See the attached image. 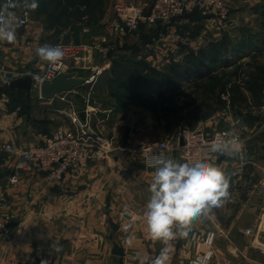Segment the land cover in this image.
Here are the masks:
<instances>
[{
  "label": "crops",
  "instance_id": "1",
  "mask_svg": "<svg viewBox=\"0 0 264 264\" xmlns=\"http://www.w3.org/2000/svg\"><path fill=\"white\" fill-rule=\"evenodd\" d=\"M234 2L237 4L236 20L264 18L259 8L262 2L264 6V0ZM106 11L101 22L106 23L109 30L107 20L112 14V5L107 6ZM178 21L156 41L158 49H153L151 44L134 48L126 44L124 47L115 46L108 57L95 54L85 58L77 66L76 76L86 79L98 67L102 69L101 74L110 73L114 54L123 51L132 59L127 66L146 59L154 67L159 57L169 53L170 59L182 60L189 54L188 50L196 52L229 38L220 31L206 32L204 35L190 31L188 22L183 25L180 19ZM212 21L208 22L213 24ZM31 25L16 31L15 44L0 43V70L24 73L39 71L44 67L46 62L35 54V49L41 45L33 37L44 30L35 31ZM182 26H188V31H184ZM85 28L89 31L84 32ZM103 33L83 25L80 39L88 43L92 36ZM251 33L247 36L244 32L236 33L235 43L258 34L256 31ZM259 41L251 50L261 49L263 40ZM44 44L53 43L46 40ZM143 52L148 55L141 54ZM100 76L93 84L82 85L51 100L41 99L33 91L30 100L35 110L30 115L22 106L10 103L6 86L0 82V147L14 142L19 147L28 148L45 142L53 129L69 121L67 116L62 114V120V115L58 117L55 112L56 108L66 107L68 102L77 105V108L74 106L67 111L69 114L79 110L80 117V112L88 108L90 114L86 113L85 120L80 119L94 132L113 137L115 145L111 153L95 154L87 168L79 172L70 171L60 181L50 182L45 171L34 170L22 173L16 187L8 182L14 159L0 151V196L7 197V207L0 211V219L8 217L5 231L0 237V264H139L137 254L150 264L163 247L159 241H152L146 236L142 213L150 196L148 187L153 170L146 166L142 151L157 141L175 138L181 127H171L156 109L149 106L140 111L143 117L136 120L138 114L134 115L133 109L136 107L133 106L141 102H123L111 90L109 80L101 84ZM100 85L103 90L98 91ZM183 88L184 83L180 88L164 86L162 90L167 95ZM140 92L143 98L150 96L147 88ZM68 97L70 101H67ZM224 99L227 100V97L224 96ZM40 105L47 107L45 113H41ZM40 113L44 116L43 127H38L37 123ZM130 113L132 115H128ZM218 114L201 119L210 134L219 125H225L220 128H227V123L222 124L224 120ZM231 116L229 119L237 117ZM246 124L251 129V137L247 142L248 154L244 163L237 158L224 157L220 160L221 156L212 161L229 179V198L221 207L195 220L186 237L178 235L171 241L168 264H189L196 254L204 251L203 234L210 230L217 234L216 255L212 264H264V250L255 247L254 237L244 232L264 219V107L253 123ZM169 156L178 159L175 153ZM235 171H240V175L234 176Z\"/></svg>",
  "mask_w": 264,
  "mask_h": 264
},
{
  "label": "built area",
  "instance_id": "2",
  "mask_svg": "<svg viewBox=\"0 0 264 264\" xmlns=\"http://www.w3.org/2000/svg\"><path fill=\"white\" fill-rule=\"evenodd\" d=\"M9 2L16 4L15 8L9 11L15 12L19 19V25L16 31L24 30L32 24L33 10L24 7V0H0V10ZM111 17L107 20L109 30L103 34L94 35L90 42L75 41H57L52 45H62L66 50V56L55 71L48 68L47 63L36 73L26 71L24 73H15L0 70V82L4 86H10V83L24 75H30L33 81V91L39 94L40 87L48 82L54 81L57 77L65 73L76 75V68L82 64L85 58L93 55L106 56L112 48L125 35L137 30L140 23H145L150 27H155L159 23L169 24L184 14L192 13L195 10L203 14L214 13L221 19H226L230 13L226 3L223 0H115L113 4ZM150 14L147 16V13ZM87 28L84 32H88ZM87 77L86 84L96 82L102 69ZM69 114L66 111L60 113L67 116L69 121L64 125L53 130L48 139L37 145L28 148H22L14 142L5 143L0 147V151L14 159V165L8 177L11 186L16 187L20 182L22 173H29L34 170L45 171L46 178L50 182L60 181L64 175L70 171L79 172L88 167L92 157L97 154H107L114 151V138L105 137L100 133L94 132L86 122L79 117V110H73ZM86 113L90 114L87 108ZM219 118L227 122L229 127L214 129L212 134L205 129V122L200 120L193 127L181 128L178 135L173 139L157 141L145 147L142 154L145 156L163 152L169 156L175 153L179 161H191L201 158L205 153L206 142L219 138L223 133L235 130L243 143V150L240 153L224 154L225 157L237 158L241 163L248 154L247 142L250 140L249 133L251 129L240 117H232L231 112L224 110L220 112ZM251 135V133H250ZM181 141L183 144H181ZM211 162L222 154H210ZM240 171H235L234 176H239ZM7 207V197L0 196V211ZM8 217L0 219V237L3 235ZM245 234L254 237L253 243L258 249L264 250V219L257 225L246 229ZM217 234L214 231H207L203 234L202 245L204 251L196 254L189 264H212L215 258V241Z\"/></svg>",
  "mask_w": 264,
  "mask_h": 264
},
{
  "label": "trees",
  "instance_id": "3",
  "mask_svg": "<svg viewBox=\"0 0 264 264\" xmlns=\"http://www.w3.org/2000/svg\"><path fill=\"white\" fill-rule=\"evenodd\" d=\"M110 1L37 0L38 8L33 10V18L43 19L45 30L51 34V39L70 30L74 41L79 43L82 42L80 31L83 25L91 24L90 15L98 14L97 19L102 20L106 14V5ZM197 11L199 10L194 12L198 13ZM188 15L191 13L181 17ZM181 17L169 23L170 26ZM143 24L140 23L139 27ZM163 27L161 23L151 27L150 31L156 30L153 34L157 35L156 41L164 34ZM70 37L71 35L66 36V41H70ZM258 38V35L249 36L239 43L233 42L234 44L229 42V38H223L197 53L188 50L189 54L183 61L172 63L165 72L152 67L143 59L137 61L134 70L123 73L120 79L113 75L108 83L117 98L123 102L126 100L127 104L145 102L150 108L156 109L171 127H193L201 119H207L227 109L250 124L256 120L258 112L264 107V50H251ZM153 41V37H150L144 45ZM246 58L249 59L245 61ZM119 60L121 68L127 66L132 59L127 55L126 59ZM145 73L146 76H143ZM192 76L206 78L204 83L198 86L195 98L183 105H167V95L162 88H180ZM145 88L149 90L150 96L143 98L144 95L140 91ZM5 90L16 104L20 103L22 97L31 99L24 90L10 86L5 87ZM130 94L133 96L130 97Z\"/></svg>",
  "mask_w": 264,
  "mask_h": 264
},
{
  "label": "clouds",
  "instance_id": "4",
  "mask_svg": "<svg viewBox=\"0 0 264 264\" xmlns=\"http://www.w3.org/2000/svg\"><path fill=\"white\" fill-rule=\"evenodd\" d=\"M16 6L9 2L0 10V43L17 42L19 19L15 12L9 11ZM24 7L35 10L37 0H24ZM35 54L55 71L64 60L66 50L62 45L44 44L35 49ZM242 150L243 143L233 129L206 142L204 155L196 160L181 162L163 152L146 155L145 164L153 171L148 187L150 196L142 215L147 238L163 245L150 264H168L171 241L178 235L186 237L195 220L221 207L229 198V179L211 162L210 154L240 153ZM137 259L139 264H147L139 254Z\"/></svg>",
  "mask_w": 264,
  "mask_h": 264
},
{
  "label": "rangeland",
  "instance_id": "5",
  "mask_svg": "<svg viewBox=\"0 0 264 264\" xmlns=\"http://www.w3.org/2000/svg\"><path fill=\"white\" fill-rule=\"evenodd\" d=\"M234 1L235 0H229L228 2L224 1L226 3L227 9L230 13V15L226 19H221L220 16H217V14L215 15L214 13L203 14L201 11H197L199 13L198 14V13L193 11L194 12L193 14L191 13V15L181 17L180 21L182 22L183 25H187L186 22H188L191 25V27L189 28L190 31H196V32H199L200 34H203V35L206 34V32H219L220 31L223 35L229 36L228 40L232 44H234L233 42H235V40H236V37H237V35H235L236 33L238 34V32H240V33L244 32V34H246V36H247L252 31H256L258 34H260V37L257 34L259 37V40H261V39L263 40V44L261 46V49L264 50V18L263 17L261 18V16H259L258 18H255V19L253 17H248L250 19L236 20L235 14H236V5L237 4ZM114 2L113 3L111 2L112 4L108 3V5H106V7L107 6L109 7L111 5L113 7ZM245 3H247V2H245ZM247 4H245V5L247 6ZM248 5H250V4H248ZM260 5H261V7H259L260 10L264 11L263 2ZM112 10H113V8H112ZM252 10H253V8L250 9V14H251ZM106 13H107V11H106ZM97 17H99L98 14L90 15V18H91L90 27H92L94 30H97V31H99V30L104 31V32L107 31V24L106 23L103 24L101 22V19L98 20ZM189 17H193L195 19L189 20L190 19ZM209 20H213L212 21L213 24H211V22H208ZM177 22H179V21L177 20L175 23H177ZM31 27L33 29H35V31L38 29H41V28L44 30V32L39 31L38 35H36V34L33 35V37H35L34 39H37L38 44H40V45H44L46 40H48L49 43H54V42L62 41V40L66 41V36H68V35H71L70 41H74V37L72 36L73 33L70 32V30L66 31L65 34H59L55 38L53 37L54 39H51V34L47 31H45V25L43 23V19H41V18L40 19L34 18V20L32 21ZM150 29H151V27L144 23L143 25L138 27L137 30L133 31L132 33H130L128 35H125L121 39V41L120 40L117 41L116 47H118L119 45L121 47H124V44H126L132 48L141 47L149 40L150 37H153L154 41L151 43V47H153V49H158V47L156 45L157 35L153 36V34L156 32V30L150 31ZM182 29L184 31H186V29H187V31H188V26L187 27L184 26ZM189 32H186V33H189ZM250 35H252V33ZM133 45H135V46H133ZM200 50H201V48L196 50V53ZM153 51H155V50H153ZM141 54L148 55V53H145V52H143ZM114 56H115V58H113L114 63L112 65V68L113 67L114 68L111 70L110 73H106L104 75L101 74V76L99 77L100 81H102L101 84H103L105 81L107 82L108 80H112L111 77L113 75H114V77L120 79V77L123 73H128V72H130V70L131 71L134 70V65L133 66H124V67L120 68L121 60H119V59H126L127 58V55L124 51L121 53L114 54ZM170 56H171V54L169 53V54L165 55V57H159L154 68L162 70L165 72V71H167L168 67L172 63H174L176 61L177 62L183 61V59L180 60L177 58L170 59ZM248 59L249 58H246L245 61H247ZM263 59H264V57H263ZM162 62L166 63V64L161 65ZM125 67H127V68H125ZM220 71L221 70H219V72ZM205 79L206 78L199 79L198 76L197 77L196 76L190 77L188 80H186L184 82V88L183 89H181L177 92H168L167 93V100L165 101V103L167 105L177 106V105H183L186 102H190L192 98H195L196 93L198 92L197 91L198 86L202 85L204 83ZM99 90H103L102 85H100V88L98 87V91ZM102 92H104V91H102ZM33 93H34V95H36V92H33ZM9 99H10V103L11 102L14 103V100L12 99V97L10 95H9ZM31 101L32 100H28L25 97L24 98L22 97L21 100L19 101L20 103L18 104L19 106H22L24 111L29 115L32 114L33 111L35 110L34 109L35 107L32 106ZM67 101H70L69 97L67 98ZM68 106H70V107L68 108ZM74 106H76L75 108H77V105H75V103L72 104V103L68 102V104H66V107L63 106V107L56 108L55 112H56L57 116L59 117L62 114H60L58 111L63 110V111L69 112L70 108H72V107L74 108ZM134 107H136V109H133L134 110L133 112H134V115L138 114V116H135L136 120H138V119H141L143 117L142 112H141V114H139L140 111L144 110V108L148 107V105L145 104V102H141V104H136L133 106V108ZM39 108L41 110V113H43V112L45 113V111L47 109V107H44L43 105L42 106L40 105ZM41 113L38 115L39 118L37 119L38 127H43L42 123L44 121L43 120L44 116H42ZM128 115H132V113H130ZM62 118H63L62 120H64L63 115H62ZM221 123H219V124H221ZM224 123H227V122H223L222 124H224ZM220 127H225V125L224 126L221 125ZM226 127H229L228 123H227ZM53 130H55V129H53ZM122 138H123V135H122Z\"/></svg>",
  "mask_w": 264,
  "mask_h": 264
},
{
  "label": "water",
  "instance_id": "6",
  "mask_svg": "<svg viewBox=\"0 0 264 264\" xmlns=\"http://www.w3.org/2000/svg\"><path fill=\"white\" fill-rule=\"evenodd\" d=\"M150 12L147 13V16ZM170 24H165L163 27V32L166 33ZM37 71H33L36 73ZM86 84V80L80 77H77L73 73H65L57 77L54 81L43 84L39 89V96L41 99L51 100L55 97L62 95L64 93L73 92L77 88ZM11 88L24 90L27 95L30 97L33 92V81L30 75H24L22 77L14 79L10 83ZM92 104V101L90 102ZM86 111L80 112V117L82 120L86 118ZM181 144L183 142L181 141ZM225 157L224 154L221 155V159Z\"/></svg>",
  "mask_w": 264,
  "mask_h": 264
}]
</instances>
